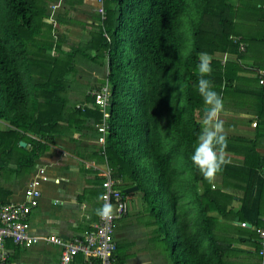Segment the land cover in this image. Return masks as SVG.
Here are the masks:
<instances>
[{
    "label": "trees",
    "instance_id": "1",
    "mask_svg": "<svg viewBox=\"0 0 264 264\" xmlns=\"http://www.w3.org/2000/svg\"><path fill=\"white\" fill-rule=\"evenodd\" d=\"M66 1L71 5L83 0ZM103 8L104 18L96 10L98 32H92L91 41L67 51L56 28L58 23L70 22L66 12L48 10L44 0H0V121L10 125L7 130L0 128V137L12 140L19 154L18 169L30 168L48 148L47 143L53 142L61 123L93 119L99 129L106 125V132L100 131L105 136L100 153L113 169L112 178L138 184L147 214L156 218L150 220L157 225L155 234L162 235L173 264H207L219 254L216 250L208 257L201 253L197 227H201V218L216 221L207 213L225 211L229 195L212 188L190 160L208 107L196 91L198 55L206 52L213 57V71L206 78L222 100L231 94L237 102L251 99L261 116L264 86L254 67L243 68L242 60L246 42L256 49L264 43V0H108ZM49 16L52 23L45 21ZM249 19L258 28L245 40L242 33ZM225 54L232 60L223 64ZM76 55L106 67L102 82L111 90L107 117L95 106L90 92L82 103L90 106L69 111L66 95L76 73ZM248 79L259 89L239 83ZM63 116L66 120L61 122ZM20 142L31 146L30 150ZM245 152V162H251L250 150ZM256 160L260 173L264 159ZM187 169L203 190L186 194L201 215L193 223L182 219L180 202L186 197L178 194L181 182L185 184L180 175ZM236 169L227 164L220 173L227 178ZM253 170L256 178L257 169ZM261 178L257 180L263 187ZM116 187L123 191L120 183ZM260 193L253 203L243 204L254 206L248 217L241 209V219L258 228ZM171 224L175 228L172 236Z\"/></svg>",
    "mask_w": 264,
    "mask_h": 264
},
{
    "label": "crops",
    "instance_id": "2",
    "mask_svg": "<svg viewBox=\"0 0 264 264\" xmlns=\"http://www.w3.org/2000/svg\"><path fill=\"white\" fill-rule=\"evenodd\" d=\"M94 1L96 3V0ZM245 24L242 34L246 40L253 37L258 27L253 19L246 20ZM246 44L247 52L244 60L247 59L249 50L256 49L255 46H250L249 42ZM255 64L257 60L255 63L247 62L246 66L250 69L254 67L255 70L257 69ZM242 85L244 88H249ZM257 87L259 89V86ZM258 89L254 87L253 90ZM250 101L252 100L248 101L251 106L243 105L231 94L229 98L223 100V110L217 117L224 124L227 148H224V153L231 161L229 164L237 169L227 178H224L222 173L217 174L211 183L214 187L216 186L218 192L229 195L226 213L211 210L207 216H212L216 221L211 223L201 218L199 223L201 227H197L199 231H196V237L201 244V253H205L208 257L211 251L216 250L220 255L218 259L215 258L207 264H259L260 261L257 249L258 227L251 225L245 218L241 219L242 207L243 211H246L245 216L254 210V206L245 207L243 204L248 205L256 201V196L261 191V214L258 220L259 228L264 227V186L261 187L257 180L258 176L261 177V172L258 173L260 164L256 162L257 158L259 161L264 159V118L261 117L264 115V110L261 109L260 116L259 109ZM69 121L70 123L61 124L53 142L47 143L48 148L35 159L34 165L30 168L18 169L19 154L12 140L0 137V157L6 161V165L0 164V204L24 202L25 189L39 167H44L48 176V180L41 185L42 195L39 204L32 209L29 218V231L38 238V242L24 247L10 240L7 241L10 264H58L61 248L45 242L44 237L80 236L98 222L99 216L96 215V210L101 207L100 197L104 194L102 182L106 177V171L110 169L112 174L113 170L107 159L100 153L105 143L100 141L102 136L100 131L103 128L99 129L100 127L93 119L82 124L73 123L70 119ZM9 127L7 122L0 121L1 129L7 130ZM22 147H26L27 150L31 148L26 146V143ZM248 150H250L247 154L251 162L246 163L245 151ZM0 162L3 161L0 160ZM252 168L257 169L256 178ZM261 179L264 181V178ZM117 183L123 185V190L138 187L137 190L127 194L128 200L133 201V205L130 204L129 214L131 209L135 210V206H140L139 209L146 206L143 192L138 184L121 179H118ZM199 184L198 187L196 183L197 191L201 190V183ZM185 199H188L190 203L189 197ZM223 201L226 203V198ZM190 205L189 207L197 214L199 207L195 204ZM129 214L115 222L114 238L117 250L114 264H173L168 250L163 246L162 235L155 234L157 225L150 220L136 225L134 222L136 218L130 217ZM197 217L199 216L195 218ZM189 222L193 223L194 220ZM242 222L247 225L242 226ZM214 243L218 245L217 248L214 247ZM168 248L170 249V246ZM82 263L89 264L85 257L79 255L72 264Z\"/></svg>",
    "mask_w": 264,
    "mask_h": 264
},
{
    "label": "built area",
    "instance_id": "3",
    "mask_svg": "<svg viewBox=\"0 0 264 264\" xmlns=\"http://www.w3.org/2000/svg\"><path fill=\"white\" fill-rule=\"evenodd\" d=\"M108 0H96L97 11L104 18L105 12L103 4ZM53 10L58 9V6L51 5ZM52 19V17H50ZM54 20V19H53ZM52 20V21H53ZM240 50H244V44L241 42ZM229 58L225 54L222 58L224 64ZM239 62V61H238ZM259 84L264 86V68L255 69ZM110 86L107 83L101 85L100 88L90 92L94 98L95 106L104 117L108 116L110 106ZM87 104H78L77 108L84 110ZM107 126H103V133L106 132ZM100 141L104 143V134L100 137ZM261 176L264 178V164L260 169ZM105 179L102 182L104 191L101 206L104 203L112 205V215L110 218L102 219L99 217L98 222L91 229L80 236L71 238H62L55 235L44 237V241L57 245L61 248V254L58 264H72L78 255L86 258L89 264H114L117 243L114 238L115 222L127 216L129 212L128 197L117 188V180L112 178L111 170L108 169L105 173ZM48 180L44 167H39L33 177L28 182L25 189V201L22 203H4L0 204V264H10V250L7 248V241H12L16 245L29 247L38 242V238L33 236L30 229V215L32 209L37 207L39 199L42 195L41 185ZM214 188V185H212ZM242 226H246L242 222ZM260 257L259 264H264V227L257 229Z\"/></svg>",
    "mask_w": 264,
    "mask_h": 264
},
{
    "label": "rangeland",
    "instance_id": "4",
    "mask_svg": "<svg viewBox=\"0 0 264 264\" xmlns=\"http://www.w3.org/2000/svg\"><path fill=\"white\" fill-rule=\"evenodd\" d=\"M45 4L47 6V9H52L51 5L55 4L60 9L58 11V14L67 13V18L70 20V22L66 23H58L56 28L59 32H61V35L63 36V40L65 42L64 50H69L71 46L74 47V45H85L86 42H90L92 38V32H98V20H97V2L95 3L94 0H83L82 2L74 1L70 5L66 0H44ZM101 15V14H100ZM101 18L102 15H101ZM53 19L49 17L45 18L46 22L52 23ZM216 58H219V55L216 56ZM75 67H76V73L73 78V83L70 87V90L67 93V107L69 108V111L73 107H77L78 104H82L85 100V96L91 92L94 89H98L101 87V85L104 83L102 82L105 79L106 76V67L101 66L97 62H91L90 60L84 59L80 57L79 55L75 56L74 59ZM260 65H264V43L257 46V49H251L249 50V54L246 60H242V64L246 65L247 62L255 63V61ZM258 66L257 64H255ZM264 67V66H263ZM253 77V76H252ZM239 83L244 84L250 88H256L255 82L252 81V79L239 81ZM241 103V102H240ZM243 105L248 104L247 106H251L250 103L247 101H242ZM219 117V116H218ZM219 119V118H218ZM63 120H66V117L63 116L61 119V122ZM220 120V119H219ZM62 124V123H61ZM177 157V156H175ZM179 158V156H178ZM151 169V168H150ZM150 171V170H149ZM151 172V171H150ZM148 172L149 176H151V173ZM182 180L185 184L181 182L182 189L178 190L179 195H184L186 197V194H191L193 192L200 193L202 192V188L200 191L195 190L196 183L193 182V174L192 171L187 169L184 173L181 175ZM157 192H159L157 190ZM188 192V193H186ZM129 203V210H130V204L133 205L132 200H128ZM181 209L182 214L181 217L185 222H188L189 220H194L196 216L200 215V212L197 211V214L191 209L189 206L190 204H196V202L189 203L188 199H181ZM142 207V206H141ZM140 206H135V210L131 209V213L129 214L130 217L136 218L134 222L137 223H144L145 221L149 220H156L153 216L150 214H147V211L145 210L146 206H143L142 209H139ZM132 215V216H131ZM153 218V219H152ZM140 223V225H141ZM159 224V222H158ZM135 225V227H136ZM174 227L171 228V236L174 231ZM173 245H171L172 247ZM79 256V255H78Z\"/></svg>",
    "mask_w": 264,
    "mask_h": 264
},
{
    "label": "clouds",
    "instance_id": "5",
    "mask_svg": "<svg viewBox=\"0 0 264 264\" xmlns=\"http://www.w3.org/2000/svg\"><path fill=\"white\" fill-rule=\"evenodd\" d=\"M212 59L213 57L206 52L198 55L196 91L208 107L206 108L207 115L202 121L201 131L196 136L190 155L192 166L209 183L213 182L225 165L231 163L224 153L226 147L224 124L217 118L223 110V100L220 94L213 89L211 81L206 78L213 71ZM100 199L106 200L107 198L102 196ZM112 211V205L104 203L96 210V215L107 219L111 217Z\"/></svg>",
    "mask_w": 264,
    "mask_h": 264
},
{
    "label": "water",
    "instance_id": "6",
    "mask_svg": "<svg viewBox=\"0 0 264 264\" xmlns=\"http://www.w3.org/2000/svg\"><path fill=\"white\" fill-rule=\"evenodd\" d=\"M20 145L21 146H25V143L24 142H20ZM137 189H138L137 186L131 187V188H126V189L123 190V193L130 194L131 192H133L134 190H137ZM248 225H250V224H248Z\"/></svg>",
    "mask_w": 264,
    "mask_h": 264
}]
</instances>
